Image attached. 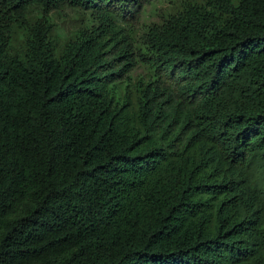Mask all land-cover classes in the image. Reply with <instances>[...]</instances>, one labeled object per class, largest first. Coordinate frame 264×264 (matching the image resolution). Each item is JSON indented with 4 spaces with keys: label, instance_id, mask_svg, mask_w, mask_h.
Masks as SVG:
<instances>
[{
    "label": "trees",
    "instance_id": "trees-1",
    "mask_svg": "<svg viewBox=\"0 0 264 264\" xmlns=\"http://www.w3.org/2000/svg\"><path fill=\"white\" fill-rule=\"evenodd\" d=\"M148 30L156 79L133 99L142 0H0V264H264V0H202ZM99 26L55 56L62 5Z\"/></svg>",
    "mask_w": 264,
    "mask_h": 264
},
{
    "label": "rangeland",
    "instance_id": "rangeland-1",
    "mask_svg": "<svg viewBox=\"0 0 264 264\" xmlns=\"http://www.w3.org/2000/svg\"><path fill=\"white\" fill-rule=\"evenodd\" d=\"M236 1V0H234ZM202 0H142L138 7V16L133 23L119 25L123 33L130 38V56L132 68L126 80L116 84L120 95L135 99L138 89L156 79V74L149 64V52L143 40L150 28L160 26L170 17L181 16L189 7L203 6ZM97 14L88 10L73 7L69 4L51 10L41 5L29 6L24 21L10 19L1 26L4 48L8 57L23 58L32 32L40 29L47 38L54 55L60 56L64 49L82 40L85 35L98 28Z\"/></svg>",
    "mask_w": 264,
    "mask_h": 264
}]
</instances>
